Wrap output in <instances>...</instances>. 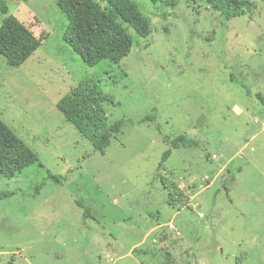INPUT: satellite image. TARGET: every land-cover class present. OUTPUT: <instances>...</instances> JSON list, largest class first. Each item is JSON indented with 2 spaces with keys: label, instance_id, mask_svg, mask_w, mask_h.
Masks as SVG:
<instances>
[{
  "label": "rangeland",
  "instance_id": "obj_1",
  "mask_svg": "<svg viewBox=\"0 0 264 264\" xmlns=\"http://www.w3.org/2000/svg\"><path fill=\"white\" fill-rule=\"evenodd\" d=\"M1 1L43 41L19 68L0 56V120L39 161L0 181V264H264V0L229 21L206 0H132L150 35L129 29L128 56L96 66L64 42L57 0ZM84 79L123 120L103 155L56 108ZM179 135L199 148L162 163Z\"/></svg>",
  "mask_w": 264,
  "mask_h": 264
},
{
  "label": "trees",
  "instance_id": "obj_2",
  "mask_svg": "<svg viewBox=\"0 0 264 264\" xmlns=\"http://www.w3.org/2000/svg\"><path fill=\"white\" fill-rule=\"evenodd\" d=\"M100 1L103 5L95 0H57L56 6L66 19L63 40L88 66H96L104 60L118 65L128 56L133 44L128 30L132 29L145 39L151 33L150 25L132 0ZM206 2L220 13L223 21L244 16L255 5V0ZM0 14L5 16L0 24V56L9 68H19L39 49L43 39L14 16H7V7L1 0ZM105 104L117 106L112 98L102 93L95 79L82 80L56 104L65 120L90 143L94 152L101 155L105 154L112 140L118 138L123 126V120L109 122ZM154 120L153 115H147L141 122ZM163 139L169 148L162 155V163L173 150L199 148V143L186 135ZM38 162L34 152L0 120V181L12 179ZM51 179L59 182L56 177ZM160 182L167 194L166 204L178 210L183 207L187 198L175 182L168 178H161ZM78 205L83 210L84 220H94L88 208Z\"/></svg>",
  "mask_w": 264,
  "mask_h": 264
},
{
  "label": "built area",
  "instance_id": "obj_3",
  "mask_svg": "<svg viewBox=\"0 0 264 264\" xmlns=\"http://www.w3.org/2000/svg\"><path fill=\"white\" fill-rule=\"evenodd\" d=\"M171 228V227H170Z\"/></svg>",
  "mask_w": 264,
  "mask_h": 264
}]
</instances>
